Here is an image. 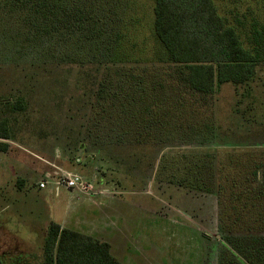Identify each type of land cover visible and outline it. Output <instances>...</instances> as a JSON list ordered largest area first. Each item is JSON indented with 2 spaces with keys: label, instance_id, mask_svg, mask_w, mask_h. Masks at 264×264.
<instances>
[{
  "label": "rangeland",
  "instance_id": "374dc122",
  "mask_svg": "<svg viewBox=\"0 0 264 264\" xmlns=\"http://www.w3.org/2000/svg\"><path fill=\"white\" fill-rule=\"evenodd\" d=\"M214 1L242 36L264 24V0ZM41 4L0 0V264H44L51 221L125 264H219L222 224L264 250V62L207 103L174 80L152 0ZM62 170L85 184L57 195Z\"/></svg>",
  "mask_w": 264,
  "mask_h": 264
},
{
  "label": "trees",
  "instance_id": "16d2710c",
  "mask_svg": "<svg viewBox=\"0 0 264 264\" xmlns=\"http://www.w3.org/2000/svg\"><path fill=\"white\" fill-rule=\"evenodd\" d=\"M7 1L23 6L31 3V0ZM56 1L41 0L40 7L44 5L52 11V3ZM152 1L156 36L168 54L174 80L186 91L210 103L225 83L242 85L257 75L264 62V24L254 22L248 34L242 36L219 13L214 0ZM61 12H65L64 8ZM72 15L75 22L83 25L94 22L92 13L80 5H75ZM15 107L20 109L22 105L17 103ZM209 132L214 134L215 129ZM10 138L9 121L0 120L1 151L9 148V143L2 140ZM261 218L258 216L257 220ZM222 225L224 241L219 249V264H260L257 255H261L264 264L259 235L233 234ZM232 236L236 241L230 239ZM44 264L125 263L113 254L109 242L51 221L44 244Z\"/></svg>",
  "mask_w": 264,
  "mask_h": 264
},
{
  "label": "built area",
  "instance_id": "2783aa9c",
  "mask_svg": "<svg viewBox=\"0 0 264 264\" xmlns=\"http://www.w3.org/2000/svg\"><path fill=\"white\" fill-rule=\"evenodd\" d=\"M57 181H53L56 187L65 186L67 189H75L77 187L83 186L85 181L83 177L78 173H72L67 170H62L57 173ZM47 179L39 183L40 188H45L47 184L52 181L51 174L46 175Z\"/></svg>",
  "mask_w": 264,
  "mask_h": 264
},
{
  "label": "crops",
  "instance_id": "0c3cea01",
  "mask_svg": "<svg viewBox=\"0 0 264 264\" xmlns=\"http://www.w3.org/2000/svg\"><path fill=\"white\" fill-rule=\"evenodd\" d=\"M55 189H56V194L58 195L61 187L58 188V187L55 186Z\"/></svg>",
  "mask_w": 264,
  "mask_h": 264
}]
</instances>
